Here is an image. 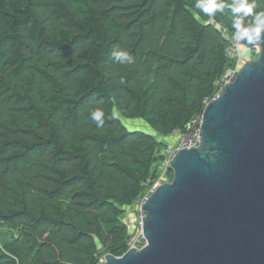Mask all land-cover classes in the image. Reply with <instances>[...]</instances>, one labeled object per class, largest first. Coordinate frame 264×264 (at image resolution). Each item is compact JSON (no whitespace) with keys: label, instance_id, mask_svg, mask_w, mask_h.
Here are the masks:
<instances>
[{"label":"trees","instance_id":"trees-1","mask_svg":"<svg viewBox=\"0 0 264 264\" xmlns=\"http://www.w3.org/2000/svg\"><path fill=\"white\" fill-rule=\"evenodd\" d=\"M257 28L264 0H0V264L122 256L166 137Z\"/></svg>","mask_w":264,"mask_h":264},{"label":"water","instance_id":"water-1","mask_svg":"<svg viewBox=\"0 0 264 264\" xmlns=\"http://www.w3.org/2000/svg\"><path fill=\"white\" fill-rule=\"evenodd\" d=\"M257 56L202 111L196 147L141 207L147 244L100 264H264V28L245 33Z\"/></svg>","mask_w":264,"mask_h":264},{"label":"built area","instance_id":"built-area-1","mask_svg":"<svg viewBox=\"0 0 264 264\" xmlns=\"http://www.w3.org/2000/svg\"><path fill=\"white\" fill-rule=\"evenodd\" d=\"M248 32L238 33L231 37L229 55L233 59L237 57V61H235L233 67L226 70L222 78L219 80V82L217 83L216 92L211 100L217 98L218 95L222 92L224 86L235 79L236 74L242 64V59L240 60V50L242 46L240 44L239 39L243 34ZM223 36L227 37L225 33H223ZM211 100L206 101L205 105ZM201 124L202 113L194 115L189 120V122H187L184 128H177L166 137L167 144L161 151V156L163 159L158 166L157 178L149 185V187L146 189L145 193L139 198V200L132 205V207L135 208L136 227L135 231L130 232L132 237L128 243L129 248H137L138 250H140L147 244L142 232V216H145V214L141 210V207L147 201L148 197L155 191L156 188H158L164 183L171 181L172 170L170 168V164L175 156V153H177V151L182 148L196 147L198 145L200 139ZM103 261L104 259L101 258L98 264L102 263Z\"/></svg>","mask_w":264,"mask_h":264},{"label":"rangeland","instance_id":"rangeland-1","mask_svg":"<svg viewBox=\"0 0 264 264\" xmlns=\"http://www.w3.org/2000/svg\"><path fill=\"white\" fill-rule=\"evenodd\" d=\"M240 53H241L240 60L242 59V64L255 58V57L252 58L249 55L248 51L244 48H241ZM234 60L237 61V57L234 58ZM123 123L129 129L142 130V131L149 132V133L152 132L149 129V127L143 121L139 119H123ZM164 140L166 141V139ZM122 220L123 222L128 224L129 230H131V232L135 231V227H136L135 208L134 207L126 208L125 215L123 216ZM8 233L9 232L5 227L0 226V242L6 238Z\"/></svg>","mask_w":264,"mask_h":264}]
</instances>
